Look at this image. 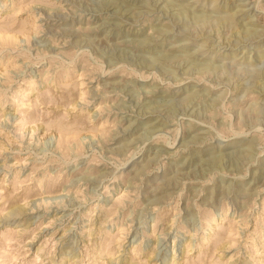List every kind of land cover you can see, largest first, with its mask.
<instances>
[{
  "label": "rangeland",
  "instance_id": "1",
  "mask_svg": "<svg viewBox=\"0 0 264 264\" xmlns=\"http://www.w3.org/2000/svg\"><path fill=\"white\" fill-rule=\"evenodd\" d=\"M0 264H264V0H0Z\"/></svg>",
  "mask_w": 264,
  "mask_h": 264
},
{
  "label": "bare ground",
  "instance_id": "2",
  "mask_svg": "<svg viewBox=\"0 0 264 264\" xmlns=\"http://www.w3.org/2000/svg\"><path fill=\"white\" fill-rule=\"evenodd\" d=\"M206 66H207V65H206ZM204 67H205V66H204ZM201 68H202V66H201ZM205 68H207V70H208V66L205 67ZM63 95H64V94H63ZM60 98H61V97H60ZM66 98H68V97H66ZM76 104H77V102H76L74 105H76ZM29 105H30V104H29ZM5 113H6V112H5ZM5 113H4V114H5ZM8 114H9V113H8ZM5 115H6V114H5ZM6 116H7V115H6ZM63 206H64V205H63ZM13 211H14V210H13ZM10 214H12V212H10ZM10 214H8L7 217H9ZM63 216H64V215H63ZM5 217H6V215H5ZM1 220H2V219H1ZM220 235H221V234H220ZM223 236H224V235H223ZM223 240H224V239H222V240H220V241H223ZM224 243H225V242H223V245L221 244V246H222L223 248H224V246H227V245H225ZM226 244H227V243H226ZM218 247H219V246H217V248H218ZM223 248H222V249H223ZM226 248H227V247H226ZM220 249H221V248H220ZM154 255H156V254H154Z\"/></svg>",
  "mask_w": 264,
  "mask_h": 264
}]
</instances>
